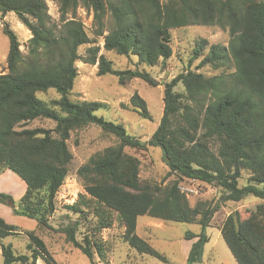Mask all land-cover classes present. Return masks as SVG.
<instances>
[{
    "label": "trees",
    "instance_id": "16d2710c",
    "mask_svg": "<svg viewBox=\"0 0 264 264\" xmlns=\"http://www.w3.org/2000/svg\"><path fill=\"white\" fill-rule=\"evenodd\" d=\"M59 7L60 19L49 13L48 0H0V19L14 14L31 33L27 53L9 24L3 33L9 39L7 71L0 74V175L11 171L26 184L18 206L12 195L0 193V203L14 213L35 220L37 228L24 232L29 239L26 254H17L4 244L9 236L22 234L0 217V244L4 264H58L44 241L45 231L64 235L75 250L95 262L105 258L98 232L112 226L115 215L124 227V240L138 253L161 259L147 240L136 234L138 219L199 225L187 257L188 264L203 261L210 241L206 229L214 218V202L192 205L181 191L182 181H196L220 191V202H241L248 196L257 203L231 212L220 233L238 264H264V0H51ZM82 8L93 14L94 35L103 39V49L124 57H137L141 65L167 66L173 56V31L189 26L220 28L228 32V45L196 42L188 68L165 83L164 112L147 145L160 147L168 168V183L141 179L140 160L126 148L146 149L122 124L110 122L97 112L106 104L74 101L71 96L79 73L77 62L98 66V76L113 75L120 84L124 72L101 54L100 46L78 18ZM87 55L80 48L88 46ZM210 68L214 74L200 72ZM134 77L157 86L149 72ZM182 84L184 92L176 91ZM54 90L58 99L38 94ZM131 105L150 119L146 102L138 94ZM51 120L53 129L28 128L32 122ZM97 126L115 136L116 145L91 156L78 171L85 194L67 208L75 213L94 209L98 222L79 239V221L54 228L57 195L69 174L73 154L68 141L73 131ZM245 175H247L245 178ZM245 180V185L241 181ZM89 197V199L87 198ZM92 204V205H90ZM107 213V216L105 215Z\"/></svg>",
    "mask_w": 264,
    "mask_h": 264
},
{
    "label": "rangeland",
    "instance_id": "374dc122",
    "mask_svg": "<svg viewBox=\"0 0 264 264\" xmlns=\"http://www.w3.org/2000/svg\"><path fill=\"white\" fill-rule=\"evenodd\" d=\"M49 13L55 21L60 19L58 5L48 0ZM78 18L84 23L90 38L94 40L92 46H100L101 54H104L113 62L114 68L125 74V81L120 84L119 78L113 75L98 76V66H92L82 61L77 62L78 79L76 81L71 98L74 101H98L106 104L104 109L97 112L98 116L118 124H122L129 134L137 137L142 142H147L152 138L164 112V90L165 83L170 82L184 70L196 69L200 60L190 64L196 42L201 39H207L210 47L212 44L228 45L229 34L220 28H210L204 26H189L179 28L173 31L172 48L173 56L168 61L167 66L148 67L141 65L137 57H124L114 53L106 52L103 49V39H97L94 35L95 26L93 14L85 9L78 10ZM9 24L16 32L21 41V51L27 53V43L31 38L29 30L18 21L14 14L8 15L5 19H0V74L7 71V56L9 52V39L3 33V26ZM80 48V55H87V48ZM149 72L156 80L157 86H151L144 80L134 77L135 71ZM200 72L211 76L214 74L210 68H203ZM178 92H184V87L179 84L176 89ZM138 94L146 102L150 119L142 118L139 114L140 107L131 105V98ZM38 97L49 101L58 99L59 95L51 90L47 94H38ZM55 123L51 120H39L32 122L28 128H46L53 129ZM117 138L111 134L105 133L97 126H89L83 129L73 131L68 141L69 148L73 154L68 177L60 188L57 195V211L51 219L54 228L61 224H68L72 221H79L81 227L78 233L79 239L84 234L90 232L97 224L98 219L93 210L89 207H83L82 214L71 212L67 206L80 203V195L85 194L84 184L78 178V169L88 162L92 155L101 152L108 147L116 145ZM126 152L137 157L141 162L140 176L143 180H148L158 184L168 183L175 177L168 180L166 175L168 168L163 161V151L160 147L147 145L146 149L126 148ZM247 175H245V178ZM245 180L241 185H245ZM180 189L184 192L192 205L198 201L214 202V218L211 226L206 229V234L210 241L205 246L203 261L198 264H238L234 259L229 247L221 236L220 228L225 218L233 211L244 206L257 203L259 201L255 196H248L241 202H220V191L196 181H182ZM26 191L25 182L11 171H5L0 175V193L12 195L18 206L20 198ZM89 199V197H87ZM92 205V204H90ZM107 216V213H105ZM0 217L6 223L18 227L22 234L9 236L3 240L4 244L13 246L17 254H26L28 237L24 232L33 231L37 228V222L27 217L14 213V208L0 203ZM112 226L98 232L95 239L100 240L105 246V258L95 254L97 264H188L187 257L194 240L188 238V234L199 235L202 228L199 225L176 223L171 221H162L143 216L138 219L136 234L147 240L165 259L142 255L132 248L123 238L125 229L120 224L117 217H112ZM44 241L48 244L51 253L58 264H89L87 258L79 251L75 250L65 240L64 235L54 231H45ZM0 264H4V259L0 244ZM37 264H46L39 260Z\"/></svg>",
    "mask_w": 264,
    "mask_h": 264
},
{
    "label": "crops",
    "instance_id": "0c3cea01",
    "mask_svg": "<svg viewBox=\"0 0 264 264\" xmlns=\"http://www.w3.org/2000/svg\"><path fill=\"white\" fill-rule=\"evenodd\" d=\"M24 195V194H23Z\"/></svg>",
    "mask_w": 264,
    "mask_h": 264
}]
</instances>
